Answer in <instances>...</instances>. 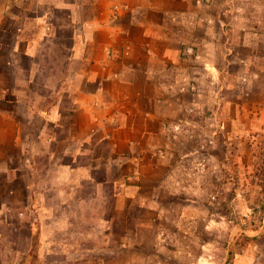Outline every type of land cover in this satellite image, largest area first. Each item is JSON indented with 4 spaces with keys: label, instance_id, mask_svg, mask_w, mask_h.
I'll use <instances>...</instances> for the list:
<instances>
[{
    "label": "crops",
    "instance_id": "0c3cea01",
    "mask_svg": "<svg viewBox=\"0 0 264 264\" xmlns=\"http://www.w3.org/2000/svg\"><path fill=\"white\" fill-rule=\"evenodd\" d=\"M25 1L40 6L23 9L35 25L28 55L54 29L70 27L75 34L71 64H65L58 88L45 82L50 74L44 67L42 102L29 89L26 111L32 128L41 118L37 133L27 135L33 187H42L44 195L54 191L53 203L69 215L79 213L94 225L99 221L94 200L104 192L117 201L112 208L127 211L159 207L161 193L203 192L210 160H222L209 147L212 128L228 136L217 144L224 154L232 150L230 169L242 168L246 142L250 152L257 151L264 131V90L257 84L264 72L253 66L256 44L210 41L216 26L222 34L229 30L226 13L239 10L226 5L231 0H0V27L17 17L13 8ZM242 46L251 48L249 57L231 55ZM233 62L240 65L236 74L229 70ZM7 91L0 86V173L6 176L24 141L18 112L3 106ZM52 95L58 97L54 109L45 104ZM244 96L260 101L247 104ZM44 202L46 209L55 208ZM104 221L113 223L109 217Z\"/></svg>",
    "mask_w": 264,
    "mask_h": 264
},
{
    "label": "rangeland",
    "instance_id": "374dc122",
    "mask_svg": "<svg viewBox=\"0 0 264 264\" xmlns=\"http://www.w3.org/2000/svg\"><path fill=\"white\" fill-rule=\"evenodd\" d=\"M226 5L239 10L226 13L229 30L222 34L216 26L211 44H256L253 66L264 72V0H231ZM27 7L40 8L26 1L16 5L13 11L17 17L4 19L0 27V86L8 89L3 106L18 112L15 117L24 133L14 170L10 176L0 173V264H264V131H259L257 151L250 152L248 143L244 144L242 168L234 171L227 166L234 159L229 148L233 145H225L231 150L226 151L228 156L220 152L219 144H225L228 136L212 128L215 140L210 139L209 147L223 162L215 156L210 168L203 170L205 174L209 168L201 179L203 192L161 193L159 207L136 205L129 211L112 208L117 201L104 192L94 200L93 215L99 220L94 225L84 223L79 213L69 215V210L53 203L57 197L54 191L44 195L42 187H33L36 178L27 167V135L37 133L41 118L36 119L35 127L28 125L27 95L32 88L42 95L44 67L50 74L45 82L58 88L65 64H71L75 34L70 27L54 29L52 38L46 44H36L34 54L28 55L27 40L35 25L23 11ZM54 13L63 11L54 9ZM250 52L249 46H242L231 55L249 57ZM239 69L236 62L229 66L232 74ZM73 72L75 66L71 65ZM257 89L264 90V79ZM39 96L36 99L41 101ZM251 99L260 101L259 97H243L247 104ZM45 104L54 109L58 97L52 95ZM102 172L97 175L100 181L105 179ZM84 185L87 192L90 187ZM101 187L108 192V186ZM45 198L54 209H46ZM107 217L112 218V224H104Z\"/></svg>",
    "mask_w": 264,
    "mask_h": 264
},
{
    "label": "built area",
    "instance_id": "2783aa9c",
    "mask_svg": "<svg viewBox=\"0 0 264 264\" xmlns=\"http://www.w3.org/2000/svg\"><path fill=\"white\" fill-rule=\"evenodd\" d=\"M209 143L212 144L213 143V140H209Z\"/></svg>",
    "mask_w": 264,
    "mask_h": 264
}]
</instances>
